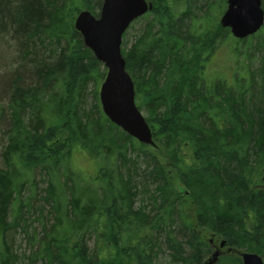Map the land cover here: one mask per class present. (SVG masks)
<instances>
[{
	"label": "trees",
	"instance_id": "obj_1",
	"mask_svg": "<svg viewBox=\"0 0 264 264\" xmlns=\"http://www.w3.org/2000/svg\"><path fill=\"white\" fill-rule=\"evenodd\" d=\"M225 1L151 0L141 34L122 43L151 147L101 111L105 69L73 23L102 0H0V36L15 42L17 62L0 84V264H156L164 254L206 264L210 240L231 249L219 264L264 258V55L247 85L210 74L224 41L247 55L248 39L219 25ZM73 151L94 161L90 181L66 165ZM34 170L46 177L39 233L23 220ZM16 231L31 247L25 262Z\"/></svg>",
	"mask_w": 264,
	"mask_h": 264
},
{
	"label": "water",
	"instance_id": "obj_2",
	"mask_svg": "<svg viewBox=\"0 0 264 264\" xmlns=\"http://www.w3.org/2000/svg\"><path fill=\"white\" fill-rule=\"evenodd\" d=\"M227 7L220 18L222 28H228L235 39H246L264 23L261 0H226ZM152 8L146 0H102L98 17L88 10L78 13L74 28L84 46L106 68L99 90V101L105 117L125 134L144 145H153L152 132L135 105L134 85L125 70L121 55V38L136 18ZM225 241H222V248ZM219 257L216 250L209 264ZM242 264H264L262 258L249 252L240 254Z\"/></svg>",
	"mask_w": 264,
	"mask_h": 264
},
{
	"label": "rangeland",
	"instance_id": "obj_3",
	"mask_svg": "<svg viewBox=\"0 0 264 264\" xmlns=\"http://www.w3.org/2000/svg\"><path fill=\"white\" fill-rule=\"evenodd\" d=\"M204 2V1H203ZM201 2L200 4H203ZM225 7V5H224ZM210 15L217 16L218 12V6H214L213 9H209ZM222 14V13H221ZM219 15V18L221 16ZM147 23V19H139L135 21L127 30L123 41L126 44V48H130L132 46V43L134 41L135 36H139L141 34V31L145 24ZM263 30L259 31L254 37H251V39H248L249 43L247 44V55L243 53V49L239 50V47H237L236 51H233L232 49V41L227 43V41H224L222 45L219 46L218 50L215 52L214 56L212 57V63L215 62L217 65H213V70H209L210 74L216 78H222L227 79V84L230 87H237V81L239 79L245 78L244 82L245 85L249 84V78H250V72H256V70L259 68L260 64L262 63V56L264 55V47L263 51L261 50L260 46H258V43L262 42L263 39ZM0 36V84L4 81L5 75L11 73L10 70L17 67V62H13V60L16 57V46L15 42L10 39L9 36L2 37ZM234 43V42H233ZM229 48V49H228ZM248 71V72H247ZM216 72V73H212ZM100 86V85H99ZM0 86V90H1ZM92 89V88H90ZM99 91V87H98ZM1 97V94H0ZM91 98H88V104H92ZM144 117H146V113L142 112ZM4 140V137L2 134H0V143ZM1 150V149H0ZM70 157V156H69ZM72 157V158H71ZM70 157L71 160L67 161V164L69 167H73L74 171H79L80 175L78 176L81 178H88L89 180L90 175L94 174V161H84L82 159V156L77 155L74 153ZM68 159V157H67ZM87 163V164H86ZM145 169V163L139 159V170L142 172V170ZM142 174V173H140ZM29 178L34 181L35 186H29L25 189L23 195L28 197L29 195L32 197V210L30 212L23 215V220L26 221L27 229L29 232L36 231L41 232L40 230V222L44 221L43 217H47L48 214L47 206H42L43 203L41 201V195L43 189L46 188V177L41 175V173L38 170H34L31 174H29ZM138 182V179H137ZM148 188V187H147ZM154 186H150L148 188V191H153ZM143 197L140 195L139 198L136 201V207L141 204V200ZM42 212V215L38 217L39 212ZM47 219V218H46ZM26 235L24 232L16 231L14 232V238H13V253L15 256H19L22 261L25 262L24 258L28 257L31 252V247L28 245L26 241ZM214 242H216L214 240ZM217 243V242H216ZM210 245V244H209ZM210 253L209 256H207L206 261L210 258V255L213 251L212 245H210ZM26 259V258H25ZM264 260V258H263ZM219 261L216 264H219ZM156 264H170V260L167 256V254L160 255L156 259Z\"/></svg>",
	"mask_w": 264,
	"mask_h": 264
},
{
	"label": "flooded vegetation",
	"instance_id": "obj_4",
	"mask_svg": "<svg viewBox=\"0 0 264 264\" xmlns=\"http://www.w3.org/2000/svg\"><path fill=\"white\" fill-rule=\"evenodd\" d=\"M210 244L212 245V248H213V250L215 251V249L217 248V246L216 245H214V243H212V241H210ZM224 248L221 250V253H224ZM221 256H222V254H221Z\"/></svg>",
	"mask_w": 264,
	"mask_h": 264
}]
</instances>
